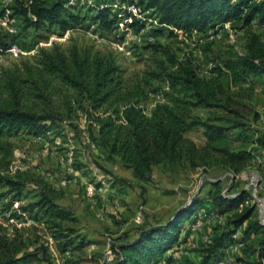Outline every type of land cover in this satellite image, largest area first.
<instances>
[{
	"label": "trees",
	"instance_id": "obj_1",
	"mask_svg": "<svg viewBox=\"0 0 264 264\" xmlns=\"http://www.w3.org/2000/svg\"><path fill=\"white\" fill-rule=\"evenodd\" d=\"M66 3L67 0H30L25 6L11 8L22 16L25 25L38 27L47 23L65 31L85 19L80 12L69 10ZM136 4L157 12L159 33L167 29L169 36H177L179 29L186 34L196 30L207 35L209 30L215 32L219 24L228 22L233 29L244 30L246 39L240 48L234 42L227 44L209 75L202 74L191 57L178 59L161 44L152 46L164 50L169 63L161 59L157 68L146 70L138 79L127 77L111 55L76 45L67 49L56 44L41 47L31 60L0 67V199L10 195L9 202L18 200L27 186H34L35 198L21 205V209L41 219L45 233L52 237L58 250L77 249L88 244L89 239L77 232L75 214L59 202L61 189L29 169L11 172L12 134H44L55 121L86 102V113L97 125L101 147L143 183L152 180V168L158 163L170 169L185 164L205 165L212 160L211 150L231 166L242 164L250 156L246 148L232 149L214 143L224 139L229 128L218 120L237 112L239 101L231 88H237L239 95L249 96L253 91L249 76H264V40L252 29L253 20L264 23V0H137ZM90 8H96L92 19L106 31L116 28L123 19L108 5ZM3 14L4 8L0 9V16ZM126 15L134 18L128 23L130 27H143L131 11ZM13 39L14 35L8 40L0 37V44L7 48ZM154 80L166 83L165 99L155 101L148 109L147 88ZM197 108L208 110V115L202 117L196 113ZM235 118L232 126L243 124ZM197 128L205 138L202 146L187 135ZM240 137L248 140L249 135L242 132ZM249 140L264 149L263 133ZM214 186L209 193L210 203L218 215L228 216V226L198 249L197 261L185 259L182 264H214L222 247L253 213L252 205L239 207L245 191L223 193L219 181H214ZM201 205L193 200L166 221L142 229L134 239L119 246L121 253L112 264H156L166 251L174 250L181 242L183 222L190 220ZM243 232H262L264 242V225L257 219L250 221ZM34 240L30 244L17 227L0 221V264H54L48 242ZM164 258V264L173 263L171 253Z\"/></svg>",
	"mask_w": 264,
	"mask_h": 264
},
{
	"label": "rangeland",
	"instance_id": "obj_2",
	"mask_svg": "<svg viewBox=\"0 0 264 264\" xmlns=\"http://www.w3.org/2000/svg\"><path fill=\"white\" fill-rule=\"evenodd\" d=\"M29 2L0 0V9L4 8V14L0 16V37L8 40L14 35L9 47L3 48L0 44V67H11L22 60H31L41 47L49 48L56 44L61 49H67L76 45L79 49L99 50L111 55L122 66L127 77L138 79L146 70L157 68L161 59L165 64L169 63L166 52L152 46L161 44L178 59L191 57L199 65L200 72L209 75L227 44L234 42L240 48L246 39L244 30L233 29L228 22L219 24L215 32L209 30L207 35L196 30L186 34L179 29L176 30L177 36H169L167 29L159 33L157 29L161 24L157 12L151 8H139L137 0H67L69 10L80 12L85 19L65 31L47 23L35 27L25 25L22 16L15 14L11 8L25 6ZM103 5H108L111 11L123 17L111 31L100 28L92 19L96 8L90 7ZM128 11L137 22L143 23V27L134 29L128 25L134 19L133 16L124 17ZM252 29L264 40V23L260 24L255 19ZM249 78L253 85L249 96L247 93L239 95L237 88H231L233 97L239 101L235 106L237 112L231 113L227 119L218 120L229 128L226 137L214 143L249 150L250 156L242 164L228 165L211 150L212 160L205 165L191 167L185 164L170 169L158 163L152 168V180L149 183L140 182L117 158H111L101 147L97 125L87 115V104L84 102L55 121L40 138L24 132L10 135L14 146L11 172L17 168L29 169L43 175L63 191L59 202L75 214L77 232L89 240L100 241L102 249L107 248L109 243L113 254L107 250L102 252V264L114 263L118 258L114 247L119 249L121 244L134 239L142 229L166 221L173 212L193 200L200 201L201 207L190 215V220L183 222L179 235L181 242L173 247L174 250L166 251L164 257L171 253L174 258L171 264H182L185 259L197 261L200 256L198 249L210 243L219 231L228 226V216H211L215 210L210 203L209 193L215 187L214 181H219L224 193L245 191L246 197L239 207L247 204L252 205L254 210L237 229L236 243L232 247H222L218 259L229 256L233 259L231 264H264V256L260 255L264 253L263 233L243 232L252 220L257 219L264 225V149L256 147L249 140L257 134H264V76L251 75ZM147 89L145 105L148 109L155 101L165 99L163 91L167 85L164 81L154 80ZM195 111L202 117L208 115L206 109L197 108ZM234 117L243 124L232 126ZM242 132L249 135L248 140L241 139ZM187 135L198 146L205 142L200 128L192 129ZM235 166L239 169H235ZM101 180L105 181L103 191L88 188L90 184L98 186ZM35 193L34 186H27L18 200L9 202L10 195L0 199V221L17 227L30 239V244L34 239L46 243L49 236L37 215L21 209V205L35 198ZM97 211H102L103 216L98 217ZM107 237L110 240L107 241ZM164 257L156 264H164ZM73 261L93 264L87 255L73 257ZM29 264L38 263L31 261Z\"/></svg>",
	"mask_w": 264,
	"mask_h": 264
},
{
	"label": "built area",
	"instance_id": "obj_3",
	"mask_svg": "<svg viewBox=\"0 0 264 264\" xmlns=\"http://www.w3.org/2000/svg\"><path fill=\"white\" fill-rule=\"evenodd\" d=\"M42 136V134H38L36 137L40 138ZM88 188L91 190H96V191H103L105 189V181L101 180V183L98 186H92V184H90V186H88ZM224 193V192H223ZM117 202V201H116ZM212 217H216L217 213L214 211L213 213H211ZM96 215L98 217H102V211H97ZM238 236V231L236 230L231 237V240H229L225 246L228 247H232V245H234L236 243V238ZM110 240L107 237V241ZM48 246H49V251L51 253V256L53 258V262L54 264H75V262L73 261V257H74V249H72L71 247H67L63 250H58V248L55 245V241L52 239L51 236H48ZM115 253L120 255V250L117 247L113 248ZM107 252L112 253V250L110 248L109 243L107 242ZM110 254V255H112ZM233 263V259L232 257L226 256V257H222L220 259H218L216 261V264H231Z\"/></svg>",
	"mask_w": 264,
	"mask_h": 264
},
{
	"label": "crops",
	"instance_id": "obj_4",
	"mask_svg": "<svg viewBox=\"0 0 264 264\" xmlns=\"http://www.w3.org/2000/svg\"><path fill=\"white\" fill-rule=\"evenodd\" d=\"M105 250H107L106 246L103 247V249H102L100 241H98L97 239L96 240L91 239V240H89V243L86 244L85 246L74 249V257H77L78 255H82V256L87 255L88 257H90L92 259V261H90V262H92L93 264H102V259L104 257L100 258V256H101V253L104 252ZM107 258H110V256H107ZM95 259H97V260H95ZM82 262L83 261H81L78 264H81ZM84 262L87 263L86 261H84ZM75 264H77V263L75 262ZM108 264H112V263H108Z\"/></svg>",
	"mask_w": 264,
	"mask_h": 264
},
{
	"label": "bare ground",
	"instance_id": "obj_5",
	"mask_svg": "<svg viewBox=\"0 0 264 264\" xmlns=\"http://www.w3.org/2000/svg\"><path fill=\"white\" fill-rule=\"evenodd\" d=\"M263 204H264V201H263ZM264 214V213H263Z\"/></svg>",
	"mask_w": 264,
	"mask_h": 264
}]
</instances>
